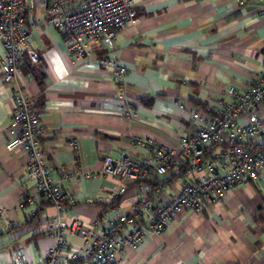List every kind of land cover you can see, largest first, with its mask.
Returning a JSON list of instances; mask_svg holds the SVG:
<instances>
[{"label":"crops","instance_id":"crops-1","mask_svg":"<svg viewBox=\"0 0 264 264\" xmlns=\"http://www.w3.org/2000/svg\"><path fill=\"white\" fill-rule=\"evenodd\" d=\"M134 9L136 22L118 31L112 49L87 40L88 58H71L65 34L45 21L31 30L29 45L39 59L31 63L25 56L20 77L40 114L41 147L55 177L61 167L100 170L105 156L141 157L145 146L132 143L134 137L152 136L171 145L178 132L171 118L186 122L190 108L208 112L226 86L243 90L264 72V2L134 0ZM101 55L126 67L136 118L123 116L116 86L97 63ZM3 56L0 42V204L14 223L0 234V264H12L16 247L37 262L53 242L44 226L54 210L43 203L29 216L32 206H19L34 184L27 177L22 150L7 148L13 137L8 122L14 101L11 84L2 80ZM73 138L78 140L76 155L69 145ZM165 181L167 193L179 189L176 177ZM68 186L81 197L105 195L117 183L99 175ZM134 195L129 188L123 212L132 211ZM112 205L80 204L70 216L89 225ZM69 240L81 245L77 237ZM118 258L121 264H264V181L245 182L220 201H206L200 211L171 218L160 234L126 245Z\"/></svg>","mask_w":264,"mask_h":264},{"label":"built area","instance_id":"built-area-1","mask_svg":"<svg viewBox=\"0 0 264 264\" xmlns=\"http://www.w3.org/2000/svg\"><path fill=\"white\" fill-rule=\"evenodd\" d=\"M136 20L134 0H0L2 80L11 84L14 101L8 122L13 137L7 148L22 150L27 177L34 184L19 206L31 205L29 216L43 203L54 210L44 226L53 242L41 260L31 261L16 247L12 264H121L118 255L126 245L134 246L148 234H160L171 218L187 210L200 211L206 201H220L245 182L264 181V72L243 90L226 86L223 97L208 112L190 108L186 122L171 118L178 124L171 145L152 136L134 137L132 143L145 146L141 157L105 156L100 170L61 167L58 177L52 175L41 147L44 128L40 114L20 77L25 56L31 63L39 59L29 45L31 30L45 21L65 34L71 58H88L87 40L112 49L118 31ZM97 63L116 86L123 116L136 118L128 98L126 67L107 55L98 57ZM69 145L76 155L78 140L71 139ZM99 175L114 178L117 188L105 195L78 197L68 186L81 177ZM173 177L180 181L179 189L167 193L165 180ZM129 188L135 200L132 211L123 212ZM100 202L113 205L89 225L70 216L80 204ZM7 214L8 208L0 204V234L14 227ZM72 236L81 240L80 246L70 242Z\"/></svg>","mask_w":264,"mask_h":264}]
</instances>
